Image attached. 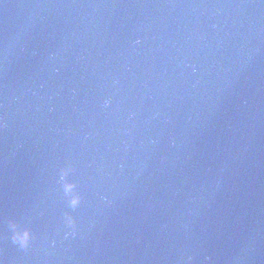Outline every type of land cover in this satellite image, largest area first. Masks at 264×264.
<instances>
[{
    "label": "water",
    "instance_id": "water-1",
    "mask_svg": "<svg viewBox=\"0 0 264 264\" xmlns=\"http://www.w3.org/2000/svg\"><path fill=\"white\" fill-rule=\"evenodd\" d=\"M0 261L264 264V0H0Z\"/></svg>",
    "mask_w": 264,
    "mask_h": 264
},
{
    "label": "clouds",
    "instance_id": "clouds-1",
    "mask_svg": "<svg viewBox=\"0 0 264 264\" xmlns=\"http://www.w3.org/2000/svg\"><path fill=\"white\" fill-rule=\"evenodd\" d=\"M137 43H139V41H137ZM110 104V99L104 101V107H108ZM73 172L74 166L71 163L62 167L59 171L58 183L62 187L67 206L71 209H77L81 205L84 197L78 189V184L70 179ZM63 223L66 228L69 229V231L66 232V237L75 236L77 234L78 220L71 212H65ZM7 226L10 231L11 241L21 249H29L34 239L33 229L16 219H9ZM0 264H2V261H0Z\"/></svg>",
    "mask_w": 264,
    "mask_h": 264
}]
</instances>
